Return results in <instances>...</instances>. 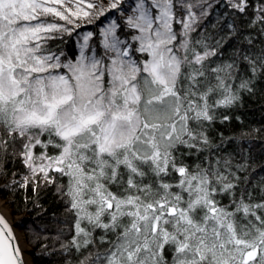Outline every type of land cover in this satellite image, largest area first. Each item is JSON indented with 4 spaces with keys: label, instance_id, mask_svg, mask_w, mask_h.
Listing matches in <instances>:
<instances>
[{
    "label": "snow or ice",
    "instance_id": "6c2138e0",
    "mask_svg": "<svg viewBox=\"0 0 264 264\" xmlns=\"http://www.w3.org/2000/svg\"><path fill=\"white\" fill-rule=\"evenodd\" d=\"M262 85L264 0H0V264H264Z\"/></svg>",
    "mask_w": 264,
    "mask_h": 264
},
{
    "label": "trees",
    "instance_id": "16d2710c",
    "mask_svg": "<svg viewBox=\"0 0 264 264\" xmlns=\"http://www.w3.org/2000/svg\"><path fill=\"white\" fill-rule=\"evenodd\" d=\"M225 48H228V45H225ZM264 87V85H262ZM232 120L226 122L230 125L229 128H223L220 126L222 130L225 132H230L233 129H239L244 127L246 130L252 129H262L259 133H254L253 137L249 138V141H246V151L245 155H249L251 157V167L248 169V173L250 177L258 180L261 174H264V97L258 96L254 98H249L247 96L244 97V105L241 108L234 110L232 113ZM239 116L240 120L244 123L240 124V121L236 120L235 117ZM243 175V173L241 174ZM0 200L6 201L8 206L11 209L12 218L15 226L25 219V215L23 211L19 214L17 212V204L13 201V198L9 193L0 192ZM45 207H60L58 205H53V200L51 197L44 198ZM18 229V228H17ZM20 231V229H18ZM30 250H26L27 253H34L31 255L32 264H56V261L59 257L49 256L41 254L39 249L33 248L31 245L26 244Z\"/></svg>",
    "mask_w": 264,
    "mask_h": 264
},
{
    "label": "bare ground",
    "instance_id": "6f19581e",
    "mask_svg": "<svg viewBox=\"0 0 264 264\" xmlns=\"http://www.w3.org/2000/svg\"><path fill=\"white\" fill-rule=\"evenodd\" d=\"M0 209H2L4 214H6L8 217H10V212L8 211V208L5 206V203L2 200H0ZM18 235H20V231L19 230H18ZM21 239L23 240V237H21ZM23 247L25 249L26 248V244H23ZM27 260L31 262V259L28 258ZM31 264H32V262H31Z\"/></svg>",
    "mask_w": 264,
    "mask_h": 264
},
{
    "label": "rangeland",
    "instance_id": "374dc122",
    "mask_svg": "<svg viewBox=\"0 0 264 264\" xmlns=\"http://www.w3.org/2000/svg\"><path fill=\"white\" fill-rule=\"evenodd\" d=\"M3 202L5 203V206L8 208V211L10 212V217H11V219H12V221H13L12 214H11V209H10V207L8 206V203H7L6 201H3ZM13 222H14V221H13ZM25 250H30V249L28 248L27 245H26ZM28 258L31 259L30 256L26 255V259H28Z\"/></svg>",
    "mask_w": 264,
    "mask_h": 264
},
{
    "label": "water",
    "instance_id": "95a60500",
    "mask_svg": "<svg viewBox=\"0 0 264 264\" xmlns=\"http://www.w3.org/2000/svg\"><path fill=\"white\" fill-rule=\"evenodd\" d=\"M0 213H2L9 221V223H11L14 227H15V224L14 222L12 221V219L10 217H8L6 214H4V212L2 211V209H0ZM17 234H18V230H17ZM25 253L27 254L26 250L24 249ZM26 258V257H25ZM27 260V259H26Z\"/></svg>",
    "mask_w": 264,
    "mask_h": 264
}]
</instances>
